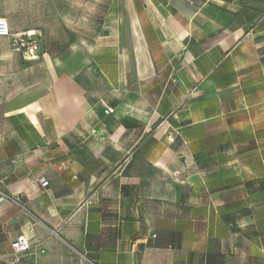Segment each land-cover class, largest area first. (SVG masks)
<instances>
[{
    "label": "crops",
    "instance_id": "0c3cea01",
    "mask_svg": "<svg viewBox=\"0 0 264 264\" xmlns=\"http://www.w3.org/2000/svg\"><path fill=\"white\" fill-rule=\"evenodd\" d=\"M47 1L0 0L39 41L0 35V264H264V0H125L76 50Z\"/></svg>",
    "mask_w": 264,
    "mask_h": 264
},
{
    "label": "rangeland",
    "instance_id": "374dc122",
    "mask_svg": "<svg viewBox=\"0 0 264 264\" xmlns=\"http://www.w3.org/2000/svg\"><path fill=\"white\" fill-rule=\"evenodd\" d=\"M53 19L49 36L53 48L61 46L69 50L85 48L86 41L102 33V28L117 23L124 15L120 4L125 0H50ZM62 16V17H60ZM108 20H112L111 24Z\"/></svg>",
    "mask_w": 264,
    "mask_h": 264
},
{
    "label": "built area",
    "instance_id": "2783aa9c",
    "mask_svg": "<svg viewBox=\"0 0 264 264\" xmlns=\"http://www.w3.org/2000/svg\"><path fill=\"white\" fill-rule=\"evenodd\" d=\"M0 35L8 36L14 50L20 52L25 58H35L38 50V37L34 30H27L23 33H11L9 23L6 18H0ZM43 185L47 184L44 179L40 180ZM10 248L13 253H25L31 248V243L25 235H19L10 242ZM43 251L42 248L39 249Z\"/></svg>",
    "mask_w": 264,
    "mask_h": 264
}]
</instances>
